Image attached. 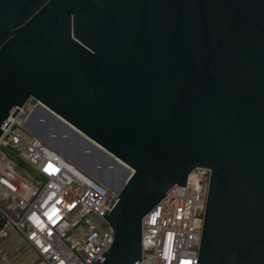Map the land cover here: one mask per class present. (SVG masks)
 I'll use <instances>...</instances> for the list:
<instances>
[{"label": "water", "instance_id": "95a60500", "mask_svg": "<svg viewBox=\"0 0 264 264\" xmlns=\"http://www.w3.org/2000/svg\"><path fill=\"white\" fill-rule=\"evenodd\" d=\"M31 98L124 174L96 264L142 262L143 220L196 169L198 264H264V0H0V139Z\"/></svg>", "mask_w": 264, "mask_h": 264}, {"label": "built area", "instance_id": "2783aa9c", "mask_svg": "<svg viewBox=\"0 0 264 264\" xmlns=\"http://www.w3.org/2000/svg\"><path fill=\"white\" fill-rule=\"evenodd\" d=\"M42 106L14 109L0 139V264H16L3 243L13 231L42 264H96L114 242L105 219L118 199L26 124ZM211 178L196 169L143 220L137 264H198Z\"/></svg>", "mask_w": 264, "mask_h": 264}, {"label": "rangeland", "instance_id": "374dc122", "mask_svg": "<svg viewBox=\"0 0 264 264\" xmlns=\"http://www.w3.org/2000/svg\"><path fill=\"white\" fill-rule=\"evenodd\" d=\"M34 115H37L42 124L41 139L46 145L62 153L103 186L112 191L116 189L124 174L117 169L107 170L109 161L106 157L100 152L91 150L85 140L68 132L64 126L52 120L46 113L41 111Z\"/></svg>", "mask_w": 264, "mask_h": 264}, {"label": "crops", "instance_id": "0c3cea01", "mask_svg": "<svg viewBox=\"0 0 264 264\" xmlns=\"http://www.w3.org/2000/svg\"><path fill=\"white\" fill-rule=\"evenodd\" d=\"M39 112L41 111L36 112V114ZM3 247L16 264H42L38 256L29 250L13 231L9 232V237L3 243Z\"/></svg>", "mask_w": 264, "mask_h": 264}]
</instances>
